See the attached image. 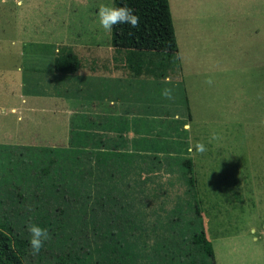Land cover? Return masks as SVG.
I'll return each instance as SVG.
<instances>
[{"label":"rangeland","instance_id":"rangeland-1","mask_svg":"<svg viewBox=\"0 0 264 264\" xmlns=\"http://www.w3.org/2000/svg\"><path fill=\"white\" fill-rule=\"evenodd\" d=\"M168 1L184 75L179 72L152 82L150 91L146 85L138 87V80H119L120 92L125 96H135L139 88L142 95L150 92L157 111L170 119L187 111V84L194 108L202 94L214 103L219 120L192 125L193 147L200 142L207 149L199 153L202 163L196 154L191 156L196 160L191 162L195 200L206 201L201 206L210 238L245 234L250 247L247 261L264 264V0ZM101 4L113 7L112 0H0V145L84 147V125H75V132H70L35 103L28 102L20 118L9 109L24 107L21 95L42 90L39 81L44 76L35 72L46 68L42 55L73 44L80 55L99 50L108 63L114 52H109L111 32L98 23ZM209 79L211 85L206 83ZM165 88L173 90V99L162 95ZM175 127L166 128L174 141L179 136ZM214 134L218 139H212ZM162 140L147 137L140 144L159 148L166 143ZM168 143L179 152L178 140ZM199 164L206 171L198 183L204 181L205 192H213L207 200L195 177ZM8 234L24 263L33 264Z\"/></svg>","mask_w":264,"mask_h":264},{"label":"trees","instance_id":"trees-1","mask_svg":"<svg viewBox=\"0 0 264 264\" xmlns=\"http://www.w3.org/2000/svg\"><path fill=\"white\" fill-rule=\"evenodd\" d=\"M112 3L140 17L137 28L118 25L111 32L110 47L125 68L157 81L177 75L169 1ZM80 68L69 47L57 51L56 74ZM29 224L51 234L36 256ZM8 233L33 264H214L191 159L179 154L1 144L0 264H25Z\"/></svg>","mask_w":264,"mask_h":264},{"label":"crops","instance_id":"crops-1","mask_svg":"<svg viewBox=\"0 0 264 264\" xmlns=\"http://www.w3.org/2000/svg\"><path fill=\"white\" fill-rule=\"evenodd\" d=\"M72 45L69 48L78 56L81 68L76 73L68 76L56 74L53 69L56 54L50 52L46 56L42 55L45 58L46 68H36L35 71L44 76L39 81L42 90L21 95V103L24 107L16 108L12 106L9 109L10 113H19L18 118H20V113L28 110V102L30 104L35 103L40 105L41 111L47 110L48 113L54 114L57 122L61 125H67L70 132L71 129L75 132V125H84V147L173 154L172 145L168 142L173 141V143H176L178 140L179 152L174 154L188 156L191 162L193 160L196 162L191 157L192 154H196L199 160L197 162H203L199 158L200 154L193 147V139L195 138L192 125H200L201 122L214 120V118L219 120L218 111L215 109L213 102L207 100L202 94L200 100L199 96L196 98V107L194 108V102L189 103L191 95H189L187 84V111L184 114L175 113L173 118L170 119L166 116L167 114L162 113V110L157 111L155 98L150 96V92H148V95H142L143 90L139 88V92L135 96H125L123 92H120L119 83L117 82L119 80H132V82L138 80L140 82L138 87L146 85L148 91H150L151 87L154 88L152 82L157 81L155 78L146 75L133 76L125 68L122 54L118 55L111 47H109V52L112 54L111 51H113L114 53L106 64L105 59L100 56L99 50H95V53L87 52L86 55H80L76 45ZM114 54L119 57L113 56ZM181 73L184 75L182 67L180 75ZM109 83L110 86H108ZM59 86L64 89L62 90ZM103 86L106 87V90ZM82 89L84 90L82 91ZM209 112L213 116L206 115ZM167 125H176L175 128H177L179 136L175 135V141L172 135L168 134L170 130L166 129ZM109 135L111 138L108 137ZM98 136L100 137L99 142H96ZM155 136L158 139L162 138V141H166V143H162L163 147L152 148L150 145L146 147L140 144V139ZM106 138L109 140L108 145L104 144ZM190 148H192V151H189ZM205 171L204 167L199 164L197 171H195L198 185L200 183L197 179L201 178L202 180L205 177L203 175ZM200 185L203 188L205 186L204 181ZM203 194L207 196V200L209 198L208 194L213 195V192L212 190L205 192L204 189ZM204 202L206 201H200L197 198L196 203L201 217L204 237L211 244L214 264H249L247 259L250 255V247L246 242L248 236L241 233L223 236L214 235L211 238L208 236L203 219V207L201 206ZM253 240L256 241L257 238L253 237Z\"/></svg>","mask_w":264,"mask_h":264},{"label":"clouds","instance_id":"clouds-1","mask_svg":"<svg viewBox=\"0 0 264 264\" xmlns=\"http://www.w3.org/2000/svg\"><path fill=\"white\" fill-rule=\"evenodd\" d=\"M98 23L100 27L105 32H112L114 27L118 25H128L131 28L135 29L139 26L140 17L134 14V10L124 7H110L107 5L101 4L98 8ZM207 84L211 85L212 80L209 79L206 81ZM162 95L166 99H173V90L170 88H165L162 91ZM212 139H218L214 134ZM192 151V148L189 149ZM195 151L203 154L207 151L203 143L198 142L195 145ZM27 232L29 233V245L31 249V254L36 256L40 254L41 250L44 248L45 243L51 239V234L47 228H42L36 224L27 225Z\"/></svg>","mask_w":264,"mask_h":264}]
</instances>
